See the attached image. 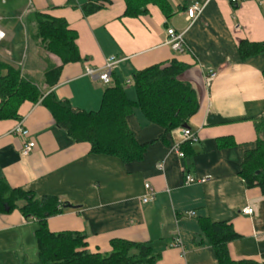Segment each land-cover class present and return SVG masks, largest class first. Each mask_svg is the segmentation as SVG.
<instances>
[{
	"label": "crops",
	"instance_id": "1",
	"mask_svg": "<svg viewBox=\"0 0 264 264\" xmlns=\"http://www.w3.org/2000/svg\"><path fill=\"white\" fill-rule=\"evenodd\" d=\"M73 1L75 7L68 5L69 0H0L8 11L22 12L21 20L43 13L66 19L76 31L81 60L65 64L53 87L46 89L44 72L60 60L48 57L37 31L29 35L27 28L25 33V40H33L26 45L31 50L30 65L11 51L8 57L0 55L2 60L20 66L46 94L54 92L86 111L100 108L105 89L115 78L126 89L132 80L134 94L127 93L136 99V71L173 61L186 64L180 78L193 85L200 102L188 122L198 137L187 148L192 160L188 174L207 180L186 184L183 159L173 149L180 128L167 132L135 109L127 123L147 148L141 160L124 163L94 153L88 142L73 141L41 101L24 102L19 119L0 120V179L11 187L34 190L38 196L54 195L61 203L72 204L49 217L47 226L52 232L85 234L92 253H110L112 240L125 239L148 243L160 254L156 264H218L201 229L200 221L206 218L228 222L239 234L228 243L234 260L264 264V193L260 187H248L240 174L246 152L256 148L259 138L255 121L264 118V53L243 60L238 50L242 40L264 41V0H243L238 5L230 0H192L188 8L195 1L204 3L193 20L183 9L184 0H172L170 18L153 4L146 15L125 16V0H109L102 9L85 15L82 6L88 0ZM14 16L0 13L4 39L13 41L16 36L12 25L3 27ZM169 28L184 33L190 50L179 52L166 43ZM110 57L119 60L110 83L86 74L87 67L102 68ZM210 71L216 75L209 77ZM20 121L36 142L28 156L21 154L23 139L13 133ZM146 183L154 195L143 202ZM246 207L254 213L243 214ZM38 227L37 219H27L18 209L0 214V245L33 243L34 263Z\"/></svg>",
	"mask_w": 264,
	"mask_h": 264
},
{
	"label": "trees",
	"instance_id": "2",
	"mask_svg": "<svg viewBox=\"0 0 264 264\" xmlns=\"http://www.w3.org/2000/svg\"><path fill=\"white\" fill-rule=\"evenodd\" d=\"M183 9L189 2L184 0ZM109 0H88L82 6L85 15L104 7ZM125 16L139 17L149 11L148 5H157L170 18L173 14L172 0H125ZM68 5L76 6L73 0ZM35 22L39 43L48 57L56 56L59 65H52L44 72L46 89L53 87L62 67L81 60L77 46V33L64 18L36 13ZM238 50L243 60L264 53V41L242 40ZM187 65L178 61L156 64L133 74L136 99H131L125 83L119 78L105 89L101 106L95 111L75 108L69 101L59 99L54 92L46 94L26 72L11 62L0 60V120L19 119V108L26 102L41 101L52 113L56 124L64 129L73 141L88 142L94 153L115 156L124 163L139 161L147 145L140 144L127 123V117L135 109L151 123L159 124L167 132L188 125L190 118L200 107L196 89L180 77ZM259 136L256 148L246 152L240 174L248 187H260L264 193V118L255 121ZM192 142L181 145L184 156L183 169L188 174L192 164ZM257 172H259L257 174ZM68 204V203H66ZM57 196H38L34 190L11 187L0 179V214L18 209L27 219L39 222L36 230L37 261L31 264H156L160 254L148 243L114 239L110 253H92L87 249L86 235L81 232H52L47 219L60 214L66 208ZM201 229L214 249L218 264H259L254 260H234L228 243L238 239L239 234L228 222L200 221ZM30 264V263H28Z\"/></svg>",
	"mask_w": 264,
	"mask_h": 264
},
{
	"label": "built area",
	"instance_id": "3",
	"mask_svg": "<svg viewBox=\"0 0 264 264\" xmlns=\"http://www.w3.org/2000/svg\"><path fill=\"white\" fill-rule=\"evenodd\" d=\"M231 3L238 5L243 0H230ZM204 7V3H201L199 1H195L187 10L188 18L190 20L195 19L198 14L202 11ZM168 38L166 43L169 44L174 50H177L179 52H185L190 50L189 46L185 40L184 33L178 32L173 28H169L167 30ZM5 38V33L0 30V43ZM119 63V60L116 57H110L107 59L105 65L102 68H92L87 67L86 68V74L91 77H97L99 80L103 81L104 83L108 84L111 82L112 72L116 64ZM216 75V72L210 71L209 77H214ZM131 81L128 80L127 84ZM13 133L18 135L23 139V146L21 147V154L23 156H28L33 149L36 147L35 140L31 139V133L30 131L23 125V122H18L15 126ZM198 140V137L195 132H193L188 127H180V137L177 140L176 145L174 146L175 152H177L178 156L183 157L184 154L181 151V145L187 141L190 142H196ZM159 169H163V164H159ZM207 178H197L191 174H187L185 177L186 184H191L195 182H204ZM145 188L147 190V194L143 197V202L151 201L154 195L153 188L150 183L145 184ZM242 213L245 215H252L254 213V210L252 207H246L242 210ZM188 215H193V212H188ZM180 240L176 241V245H180Z\"/></svg>",
	"mask_w": 264,
	"mask_h": 264
},
{
	"label": "rangeland",
	"instance_id": "4",
	"mask_svg": "<svg viewBox=\"0 0 264 264\" xmlns=\"http://www.w3.org/2000/svg\"><path fill=\"white\" fill-rule=\"evenodd\" d=\"M8 6L0 4V13L1 14H8L9 16H14L16 13L15 11H8ZM22 16V12H18L16 14L15 19L5 20L4 26L12 25L14 27L15 38L14 40H10V38L4 39L0 43V55H5L8 57V51L15 53V57L26 59V63L30 65L32 61L31 50L26 48V45L29 43L30 46L33 42L30 37H26L25 40V33L27 34V28L29 35L31 34V30L37 31V25L34 19V15L28 20L26 17L24 19H20ZM0 22V27L1 26ZM12 28V27H11ZM27 42V43H26ZM0 60L2 57L0 56ZM131 82H133L131 80ZM127 90L129 93L134 94V89L132 83L127 84ZM36 256V246L29 241H24L22 245L17 244H10V245H0V264H28L32 263Z\"/></svg>",
	"mask_w": 264,
	"mask_h": 264
},
{
	"label": "water",
	"instance_id": "5",
	"mask_svg": "<svg viewBox=\"0 0 264 264\" xmlns=\"http://www.w3.org/2000/svg\"><path fill=\"white\" fill-rule=\"evenodd\" d=\"M184 127H188V125H184ZM189 128V127H188ZM259 172H257L258 174ZM65 207H74L72 204H66Z\"/></svg>",
	"mask_w": 264,
	"mask_h": 264
}]
</instances>
